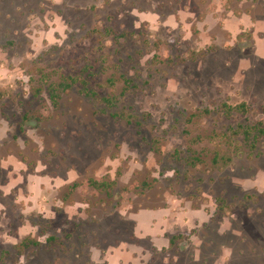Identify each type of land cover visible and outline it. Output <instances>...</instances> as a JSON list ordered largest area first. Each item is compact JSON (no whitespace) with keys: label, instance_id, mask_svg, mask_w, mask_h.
I'll return each mask as SVG.
<instances>
[{"label":"rangeland","instance_id":"rangeland-1","mask_svg":"<svg viewBox=\"0 0 264 264\" xmlns=\"http://www.w3.org/2000/svg\"><path fill=\"white\" fill-rule=\"evenodd\" d=\"M262 121L264 0H0V264H264Z\"/></svg>","mask_w":264,"mask_h":264},{"label":"trees","instance_id":"trees-1","mask_svg":"<svg viewBox=\"0 0 264 264\" xmlns=\"http://www.w3.org/2000/svg\"><path fill=\"white\" fill-rule=\"evenodd\" d=\"M70 83H59V87L60 89H67V88H71L75 83H78L76 79L71 78ZM83 86H84V91L83 93L86 96H90L91 93L88 89V83L86 81H83ZM59 90V88L53 84L50 85L49 91H50V95L53 98V101H55L56 103V98H57V91ZM97 93V92H96ZM123 94H126V91L123 92ZM95 96V95H93ZM105 102L107 104H114L116 105V102H113L112 99H105ZM223 110L225 111V113L227 115H232L233 112H237V113H246L248 111L247 109V104L246 103H242L236 107H233L227 103H225L223 105ZM136 123H138V125H141V123L139 121H136ZM235 130V133L238 134H243V140L249 144H251L253 147H255L259 142L262 141V139L264 138V121L257 123V124H252V125H245V124H239L238 127ZM200 157L196 156L195 153L188 155V162L192 165H199L198 162H200ZM115 183L114 182H109L106 180H103L102 178H90L88 180H86V184H81L80 182H75L73 185H71V188L73 191H77L79 189H81L82 187L84 188H90L94 191L97 192H106L109 193L110 190L112 189V187H114ZM132 187V186H131ZM129 187V189L131 188ZM179 236H173L171 237V243L174 244L176 241V238ZM50 243L52 244H59V238L57 236H51L50 238ZM32 246H36L39 247L41 246V242L38 240L33 239L32 237L29 238H25L18 246V249H28ZM8 253V252H7Z\"/></svg>","mask_w":264,"mask_h":264},{"label":"crops","instance_id":"crops-1","mask_svg":"<svg viewBox=\"0 0 264 264\" xmlns=\"http://www.w3.org/2000/svg\"><path fill=\"white\" fill-rule=\"evenodd\" d=\"M138 225L139 226L141 225L140 222H138L137 227H138ZM151 229L150 230L138 229L139 235L137 237H139V236H147V235H152V237H153L154 236L153 233L158 229V227L154 226L153 229L152 230ZM142 231H144V232H142Z\"/></svg>","mask_w":264,"mask_h":264},{"label":"flooded vegetation","instance_id":"flooded-vegetation-1","mask_svg":"<svg viewBox=\"0 0 264 264\" xmlns=\"http://www.w3.org/2000/svg\"><path fill=\"white\" fill-rule=\"evenodd\" d=\"M60 241V240H59Z\"/></svg>","mask_w":264,"mask_h":264}]
</instances>
